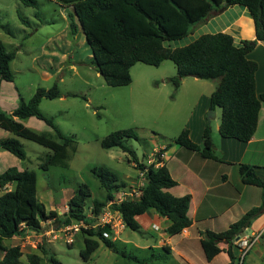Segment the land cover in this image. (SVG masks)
Here are the masks:
<instances>
[{
    "label": "trees",
    "instance_id": "trees-1",
    "mask_svg": "<svg viewBox=\"0 0 264 264\" xmlns=\"http://www.w3.org/2000/svg\"><path fill=\"white\" fill-rule=\"evenodd\" d=\"M26 7H37L36 0H18ZM69 7V28L74 35L82 32L85 43L92 55L91 63L109 87H123L131 83L130 68L137 63L148 66H159L163 61H171L176 68V75L166 79L171 83L174 92L185 78L215 82L211 94L210 110H220L218 134L225 139L247 142L251 139L256 126L264 92L256 95L255 73L257 63L247 58L256 41L264 46V0H57ZM240 6L247 10L254 26V41H242L240 46L233 38L223 32L200 35L193 42L178 48L166 47V42L178 41L187 37L192 28L207 19L216 16L229 7ZM38 15V13H36ZM12 55L0 43V83L12 82L10 70ZM57 91L38 88L28 102L20 99L11 113L0 111V129L12 134V137L0 139V151H6L18 160L25 159V152L18 138L34 142L51 153L39 164V169L47 171L51 166L64 165L68 159V150L73 148L74 141L63 135L52 119L46 118L38 110L42 98L53 99ZM36 118L44 122L53 132L51 134L36 133L25 127L23 120ZM128 138L137 139L133 130H118L105 136L100 141L101 148L108 150L119 148L130 152L124 144ZM173 143L190 151L197 152L202 158L219 161L214 153L210 128L202 134L201 143H193L188 131L183 129L172 140ZM164 150L158 151V163ZM144 185L141 195L134 200H125L112 207L120 213L125 228L131 231L140 230L137 217L152 210L169 221L165 232L169 237L179 235L183 229L191 225L187 216L190 197H175L168 192L176 182L169 175L168 169L162 165L143 166ZM92 174L98 178L105 191L103 200H94V213L114 198L119 189H126V184L119 181L117 175L107 168H93ZM241 181L262 189V202L242 215L237 221L220 233L202 232L200 246L206 261L224 252L228 264H235L233 250L234 239L264 209V182L246 165H239ZM13 185V190L0 196V252L3 257L0 264H23L19 246L6 247L5 239L20 236L25 230L38 232L42 222L53 221L69 225L75 221L85 220L84 200L90 196L89 189L82 185L68 202V211L58 215L47 211L37 198V176L34 171H17L14 168L0 173V188ZM84 248L80 256L87 261L102 243L115 249V243L103 236L107 228L81 230ZM220 244H225L224 248ZM166 251V249H165ZM48 261L57 264L53 255L42 248ZM134 262L135 257L121 253ZM27 264H41L42 258L31 254L26 256Z\"/></svg>",
    "mask_w": 264,
    "mask_h": 264
},
{
    "label": "rangeland",
    "instance_id": "rangeland-1",
    "mask_svg": "<svg viewBox=\"0 0 264 264\" xmlns=\"http://www.w3.org/2000/svg\"><path fill=\"white\" fill-rule=\"evenodd\" d=\"M36 2L37 7L32 8L22 5L18 0H0V43L12 55L10 70L13 75L12 82H1L0 99L3 103L15 97L12 105L17 107L20 99L28 102L38 88L50 90L54 87L57 96L53 99L42 98L38 110L46 118L52 119L57 129L71 138L74 145L68 150L64 165L51 166L47 171H42L38 166L51 151L18 138L25 159L18 161L9 154L10 161L3 163L5 166L0 168V173L10 168L34 171L38 200L48 212L57 214L68 211L69 200L80 186L85 185L90 192V196L84 200L86 216L88 210L93 211L92 202L105 197L98 178L92 174L93 168H107L117 175L119 181L127 185L136 184L130 190H137L139 183L144 184V176L139 175L137 164L148 166L147 161H152L155 152L150 157L145 156L158 147L154 143L160 142L164 136L159 127L168 120L158 117L164 103L174 98L173 85L166 79L176 75V68L169 60L157 67L137 63L130 68L131 83L128 86L109 87L91 63V51L82 32L73 35L70 31L68 14L71 9L57 0ZM240 8L243 7L236 6L229 19L237 17L236 12ZM168 43L171 48H177L186 41ZM205 82L212 87L216 85L215 82ZM215 110L216 118H213L214 111L210 110L206 114L213 134H216L214 126L220 115V110ZM22 123L38 134H51L55 139L54 132L34 117ZM126 129L133 130L137 137L123 142L130 152H123L119 148H101V139L112 132ZM148 132L154 136L153 140H150L151 135L147 136ZM9 136L12 137V134ZM116 219L115 223L120 221ZM56 226H59V222L48 223L44 225V230L56 231ZM119 229L117 239L113 241L115 249L100 243L90 258L84 261L80 256L84 248L82 232L73 234L72 243H67L65 238L72 233L68 232L65 236L59 228L56 241L46 238L40 244L42 247H38L41 264H52L48 256L43 254L42 248L53 255L57 264H189L175 252L155 248L158 240L156 232H145L142 228L139 232ZM9 244L10 241L4 240L5 246ZM121 253L135 257L139 262L126 259ZM234 253L236 256L237 251L234 250ZM198 256L204 258L202 250L196 246L192 251L193 263L200 264Z\"/></svg>",
    "mask_w": 264,
    "mask_h": 264
},
{
    "label": "crops",
    "instance_id": "crops-1",
    "mask_svg": "<svg viewBox=\"0 0 264 264\" xmlns=\"http://www.w3.org/2000/svg\"><path fill=\"white\" fill-rule=\"evenodd\" d=\"M235 7H229L205 22L195 25L187 37L176 42L186 41L183 45L185 46L200 35L217 32L229 34L237 46H240L242 41H254L253 21L245 8H240L236 12L238 13L237 17L229 19L235 12ZM176 42L173 41V43ZM165 45L171 48L168 42ZM247 58L257 63L255 90L256 95L260 96L264 92V46L260 41L255 42ZM214 89L215 87L206 84L205 81L195 78L183 79L174 92V98L164 103L158 117L168 120L164 122V125L161 124L162 127H159L164 136L161 137L160 142L154 143L158 147L153 148L149 155L145 156L147 158L152 152L164 150L159 166L164 165L171 178L176 182V185L168 189V192L175 197L185 195L190 197L187 216L191 220V225L185 231H181L179 235L169 237L165 232L169 221L152 210L138 216L137 222L145 232L153 231L158 234L155 248L175 252L189 264H195L192 262V251L196 249V246L201 249L200 240L203 230L214 233L223 232L246 212L259 207L262 202V189L242 183L239 165L251 167L254 174L264 182V102H261L260 105L256 129L247 142L220 137L218 134L219 115L214 126L216 134L210 131L214 153L219 161L202 158L197 152L187 150L172 142L183 129H186L193 143L198 145L201 143L203 131L207 127L210 128V119L206 117V114L210 111L209 100ZM14 100L15 97H11L8 101L4 100L3 104L0 99V111L11 113L15 109L12 105ZM164 110L166 111L164 112ZM214 112L213 118H216L215 109ZM150 135V140H153L154 136L148 132L147 136ZM8 137H10L9 133L0 129V139ZM7 153L0 151V168H4L3 163L6 164L7 161H10V153ZM134 185L136 184H126L127 188ZM13 187V185H6L0 188V196L4 192L13 190ZM46 224L42 222L38 232L25 230L20 236L5 239L10 241L9 246L6 247L19 246L22 258H24V262L21 258L23 264L26 262L27 255L40 256L37 251L42 247L40 244L43 243L39 242L42 240L40 235L49 232L44 230ZM247 230L261 232V238L248 253L243 264H264V209L252 220ZM145 232H140V234L144 235ZM73 234L76 232L70 236L72 241ZM179 236L181 237L176 238ZM46 238L48 237H43V241ZM224 246L225 244H220L221 248ZM1 253L0 260L3 257V252ZM225 255L224 252H220L210 261H206L205 256L203 259L198 256V260L200 264H228V257Z\"/></svg>",
    "mask_w": 264,
    "mask_h": 264
},
{
    "label": "built area",
    "instance_id": "built-area-1",
    "mask_svg": "<svg viewBox=\"0 0 264 264\" xmlns=\"http://www.w3.org/2000/svg\"><path fill=\"white\" fill-rule=\"evenodd\" d=\"M156 154H158V151L155 152L152 156V161L149 159L147 161V165H154V167H158L159 163L156 158ZM160 158H162V154L160 155ZM139 175L142 177L144 176V171H139ZM140 187L137 188V190H130L129 188L122 189V191H118L114 198L107 202V204L102 207L98 213H94L93 211L88 210V214L85 216V220L82 221H75L72 222L69 225H63L59 224L57 227L58 229L61 228L62 233L66 236L68 232L74 233V232H81V230H90V229H98V228H107L108 232L103 233V236L106 239H109L111 241H114L117 239V236L119 234V228H125L124 223L121 219L120 213L113 209L114 204H119L122 201L125 200H134L139 198L141 195V188L143 187V183L138 184ZM118 194V195H117ZM117 195V196H116ZM120 219L119 222L115 223V219ZM117 220V219H116ZM44 224L48 223H55L53 221H47L43 222ZM58 229L55 231V229L50 230L48 233L41 234L39 242H43V237L52 238L51 240H57L56 234L58 232ZM155 229H157L155 227ZM182 231H185L183 229ZM261 238V232H250L249 230L245 229L243 230L233 241V250L237 251L236 261L235 264H243L246 256L251 251V249L257 244V242ZM65 241L67 243H71L70 237L65 238Z\"/></svg>",
    "mask_w": 264,
    "mask_h": 264
}]
</instances>
